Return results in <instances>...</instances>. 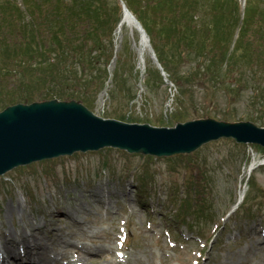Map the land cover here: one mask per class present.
I'll return each mask as SVG.
<instances>
[{
    "label": "rangeland",
    "instance_id": "1",
    "mask_svg": "<svg viewBox=\"0 0 264 264\" xmlns=\"http://www.w3.org/2000/svg\"><path fill=\"white\" fill-rule=\"evenodd\" d=\"M203 1L196 0V10H190L199 19L203 13L195 11L214 4L212 0L205 7ZM12 2L25 7L22 0ZM156 2L112 0L114 16L109 18L115 48L106 66V86L97 96L87 94L89 101L77 100L106 118L157 126L175 125L178 121L170 116L183 108L190 111L188 120L207 116L247 120L245 103L254 99V85L237 84L247 75L245 68L221 82L208 63L213 52H204L207 58L189 53L184 63L176 64L177 53L164 51L172 73L185 83L183 96L180 80H171L167 71L169 80L162 75L163 82L148 83V69L158 67L151 52L146 51L141 63L140 32L128 23L119 30L124 5L146 8L154 27L158 25ZM250 4L257 6L255 16L245 26ZM238 6L237 22L247 28L244 43H257L264 0H239ZM149 31L152 47L162 48L165 39ZM185 71L193 73L190 81L184 79ZM251 75L254 78V72ZM223 83L237 88L231 104ZM20 91L8 89L6 96ZM228 106L233 113L229 117ZM22 243L30 246V254L24 249L21 256L33 264H73L84 252L103 256L106 264H264V147L222 138L192 153L160 157L106 147L15 167L0 176V254L8 256Z\"/></svg>",
    "mask_w": 264,
    "mask_h": 264
},
{
    "label": "trees",
    "instance_id": "2",
    "mask_svg": "<svg viewBox=\"0 0 264 264\" xmlns=\"http://www.w3.org/2000/svg\"><path fill=\"white\" fill-rule=\"evenodd\" d=\"M195 1L182 0L180 3L179 0H157V13L162 19L158 24L161 28L155 25L157 31L150 16L145 13L146 8L132 5L129 8L142 22L152 41L149 29L165 39L162 48H154L171 80L179 78L174 76L164 56V51L168 49L177 53L173 58L176 64L184 63L189 58V53L195 52L197 56L207 58V53L213 52L208 63L215 69L221 82L233 71L245 68L247 75L239 78L242 81L237 84L242 86V82H247L254 85V99L245 103L249 111L247 120L264 126V14L260 13L263 18L256 15L263 20L255 32L259 43L247 45L244 43L247 28L239 26L237 22L239 0H214L213 6L212 0H204L202 5L209 6L210 1L211 7L195 11L203 13L201 19L196 18L193 11L190 12L191 9L196 10ZM22 2L24 9L21 4L13 3L12 0H0V29L1 26L4 27L0 30V83L4 86L0 88V109L19 102L30 103L53 98H81L89 101L87 94L94 93L97 96L106 86V66L114 57V25L109 18L114 16L112 0ZM223 5L226 7L222 9ZM255 7L257 6L252 4L246 7L243 25L248 26L254 19ZM177 10L180 11L177 13ZM260 19H255V23ZM195 27L197 29L194 32ZM198 30L203 34H197ZM190 47L194 51H189ZM253 63L256 64L255 67L252 66ZM213 69L209 68L208 72H214ZM148 73V83L164 81L160 69L155 65L150 66ZM185 73L184 79L190 81L193 73ZM179 80V94L183 96L186 87ZM11 84L14 87L8 88ZM8 89L21 91L20 94H11L9 98L6 96ZM222 90L231 104L237 88L224 84ZM178 100L182 105V98ZM257 107L260 109L257 110ZM229 109L230 106L226 108L227 117L233 115ZM189 115L190 111L183 108L170 117L181 121L189 118Z\"/></svg>",
    "mask_w": 264,
    "mask_h": 264
},
{
    "label": "water",
    "instance_id": "3",
    "mask_svg": "<svg viewBox=\"0 0 264 264\" xmlns=\"http://www.w3.org/2000/svg\"><path fill=\"white\" fill-rule=\"evenodd\" d=\"M126 14L140 32V46L147 37L152 58L165 80H169L145 27L124 5ZM222 138L264 147V126L251 120L229 121L211 116L157 126L100 116L77 99L19 102L0 109V176L21 165L79 151L113 147L160 157L192 153Z\"/></svg>",
    "mask_w": 264,
    "mask_h": 264
},
{
    "label": "bare ground",
    "instance_id": "4",
    "mask_svg": "<svg viewBox=\"0 0 264 264\" xmlns=\"http://www.w3.org/2000/svg\"><path fill=\"white\" fill-rule=\"evenodd\" d=\"M124 20L122 21L121 23V26H120V30L119 32L121 31L122 29V26L124 23H128L130 24L132 27H134L136 24L134 22L133 19L130 18V16H128L127 14L124 16ZM133 21V22H132ZM148 38L145 37L143 39V44L142 46H140V58H141V63L143 62V58L145 57V53L146 51L148 50ZM105 94L103 93L101 97H103ZM255 164H253V167H254ZM252 171V170H251ZM245 192L246 191H243L242 195L244 196L245 195ZM21 245V244H20ZM20 245H16L14 246V248L12 249V251H8V256H6V258H4L1 262V264H6V263H9L11 261H14V263H11V264H33L32 261H29L25 258H23L21 255L24 251V249L26 250V254L25 255H29L30 252H29V248L30 246L28 245H24V243H22V248H20ZM3 247V246H1ZM77 260L78 261H81L83 262V264H106V261L107 259L104 258L103 256L101 255H98L97 257L96 256H90V254L88 252H84L83 255H79L77 257ZM75 262L76 263H78Z\"/></svg>",
    "mask_w": 264,
    "mask_h": 264
}]
</instances>
